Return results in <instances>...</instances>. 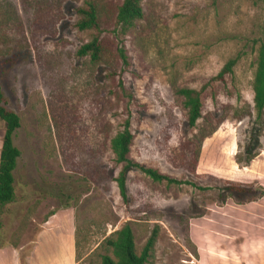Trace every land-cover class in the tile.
<instances>
[{"label": "rangeland", "instance_id": "obj_1", "mask_svg": "<svg viewBox=\"0 0 264 264\" xmlns=\"http://www.w3.org/2000/svg\"><path fill=\"white\" fill-rule=\"evenodd\" d=\"M84 1L0 0V80L21 117L16 196L0 211V249L18 264H100L110 253L105 240L130 223L139 250L159 229L150 264H264V196L221 204L216 190L133 170L125 205L110 147L129 108L135 160L204 186L229 179L264 189V149L247 167L235 160L256 116L264 0H144L145 18L119 37L127 69L114 34L122 0H102V60L77 55L94 35L76 26ZM234 57L235 77L211 84L204 118L189 127L176 90L201 89ZM3 132L0 121V150Z\"/></svg>", "mask_w": 264, "mask_h": 264}, {"label": "trees", "instance_id": "obj_2", "mask_svg": "<svg viewBox=\"0 0 264 264\" xmlns=\"http://www.w3.org/2000/svg\"><path fill=\"white\" fill-rule=\"evenodd\" d=\"M102 0H85L76 8L78 20L76 26L79 30H93L92 39L82 44L77 55L89 57L92 63L102 60L104 42L102 35L106 31L101 19ZM145 18L144 0H122L117 7L115 17L114 34L118 38L117 54L122 61L123 69L130 65L127 49L119 37L127 34L140 20ZM238 57L229 59L219 73L201 89L191 87H179L176 92L183 99V107L187 111V123L189 127H198L199 120L204 118V94L213 82H226L227 77L234 76V67ZM254 108L256 116L252 120L247 140L241 150L236 153V163L240 167H247L258 157L264 149V42L260 44L257 54V67L253 81ZM216 99L215 92L212 93ZM0 121L4 123V136L0 152V211L7 204L15 200V173L21 150L15 145L17 130L21 127V117L17 112L7 107V98L3 91L0 80ZM208 121V120H207ZM218 130V125L210 130H204L201 139L209 137ZM135 134L132 130V112L127 108L126 116L122 120V129L112 137L110 142L114 163L120 167L118 176L115 178L119 194L125 205L129 203L128 176L133 170L139 171L152 181L165 183L166 185L191 186L200 191L216 190L217 199L221 204L229 199L237 204H245L257 201L264 196V189L257 188L254 184H245L233 180H221L222 184L204 186L190 178H177L161 172L159 169L141 163L131 156ZM199 154L195 156L194 166L191 170L196 173ZM245 198L244 200H241ZM159 235V229L155 227L141 250L136 244V237L130 223H126L116 233L105 240V246L110 253L100 255V264H150L155 256V246ZM1 246V238H0ZM81 264V263H77ZM87 264H95L89 262Z\"/></svg>", "mask_w": 264, "mask_h": 264}, {"label": "crops", "instance_id": "obj_3", "mask_svg": "<svg viewBox=\"0 0 264 264\" xmlns=\"http://www.w3.org/2000/svg\"><path fill=\"white\" fill-rule=\"evenodd\" d=\"M3 136H4V132H3V134H2V142H3ZM1 147H2V145H1ZM0 152H1V150H0ZM64 234V233H63ZM67 239H68V241H69V244H70V240H69V237H67ZM7 257H6V256ZM9 260V261H8ZM18 261L19 260H17L16 259V256L14 257L12 254H10L9 252H8V249L7 248H5V249H0V264H18ZM63 264V263H62ZM65 264V263H64ZM66 264H70V263H66Z\"/></svg>", "mask_w": 264, "mask_h": 264}]
</instances>
